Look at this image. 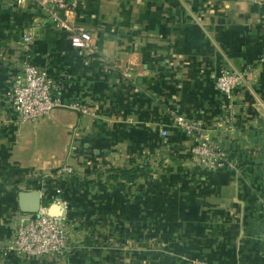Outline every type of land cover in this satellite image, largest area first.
<instances>
[{
	"label": "crops",
	"instance_id": "0c3cea01",
	"mask_svg": "<svg viewBox=\"0 0 264 264\" xmlns=\"http://www.w3.org/2000/svg\"><path fill=\"white\" fill-rule=\"evenodd\" d=\"M60 15L94 48L72 47L34 2L0 0V244L31 190L75 244L54 257L0 251V264H264V0H78ZM25 50L64 103L91 113L17 123L6 101ZM221 66L246 71L230 128ZM179 116L203 119L235 168H198Z\"/></svg>",
	"mask_w": 264,
	"mask_h": 264
},
{
	"label": "built area",
	"instance_id": "2783aa9c",
	"mask_svg": "<svg viewBox=\"0 0 264 264\" xmlns=\"http://www.w3.org/2000/svg\"><path fill=\"white\" fill-rule=\"evenodd\" d=\"M22 0H18L21 2ZM48 13L53 27L67 34L72 47L81 50L94 48L93 34L87 29L72 23L60 15L61 11L72 10L78 0H30ZM34 35L33 27L22 34V46L27 50ZM22 52L21 69L13 77L7 97L17 123H35L45 118L54 109H71L81 114L91 113L84 103H64L63 85L54 79L42 67L34 65ZM246 75V71H237L221 66L218 69L214 85L222 97L225 112L224 125L230 128L236 106L235 89ZM177 125L193 138L191 154L195 165L204 171L234 169L235 163L218 141L207 138L204 133L203 119H189L179 116ZM167 134L166 130L162 131ZM72 167L61 168L59 174H70ZM65 216H53L40 207L35 214H27L25 219L12 227L9 237L0 244V251L20 257L59 256L68 252L74 245V234L66 224ZM193 264H204L195 261Z\"/></svg>",
	"mask_w": 264,
	"mask_h": 264
},
{
	"label": "water",
	"instance_id": "95a60500",
	"mask_svg": "<svg viewBox=\"0 0 264 264\" xmlns=\"http://www.w3.org/2000/svg\"><path fill=\"white\" fill-rule=\"evenodd\" d=\"M18 205L23 213L35 215L41 207L39 190L19 191Z\"/></svg>",
	"mask_w": 264,
	"mask_h": 264
},
{
	"label": "trees",
	"instance_id": "16d2710c",
	"mask_svg": "<svg viewBox=\"0 0 264 264\" xmlns=\"http://www.w3.org/2000/svg\"><path fill=\"white\" fill-rule=\"evenodd\" d=\"M119 175L120 176H124V177H127L129 179H133L135 177V173L133 172V170L131 171H119Z\"/></svg>",
	"mask_w": 264,
	"mask_h": 264
}]
</instances>
